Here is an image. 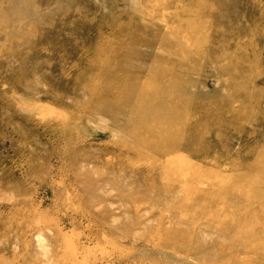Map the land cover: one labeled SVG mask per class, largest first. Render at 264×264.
<instances>
[{
	"label": "rangeland",
	"instance_id": "374dc122",
	"mask_svg": "<svg viewBox=\"0 0 264 264\" xmlns=\"http://www.w3.org/2000/svg\"><path fill=\"white\" fill-rule=\"evenodd\" d=\"M0 264H264V0H0Z\"/></svg>",
	"mask_w": 264,
	"mask_h": 264
}]
</instances>
